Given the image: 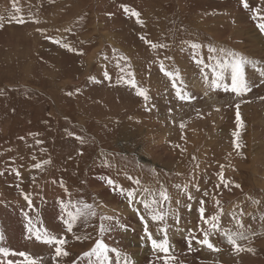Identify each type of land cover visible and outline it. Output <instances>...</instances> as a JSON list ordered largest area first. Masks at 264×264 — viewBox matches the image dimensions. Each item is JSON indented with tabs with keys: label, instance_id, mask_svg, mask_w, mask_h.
<instances>
[{
	"label": "rangeland",
	"instance_id": "rangeland-1",
	"mask_svg": "<svg viewBox=\"0 0 264 264\" xmlns=\"http://www.w3.org/2000/svg\"><path fill=\"white\" fill-rule=\"evenodd\" d=\"M246 3L0 0V264H18L21 251L42 264H99L83 255L97 239L119 252L107 264H163L145 227L163 239L166 226L172 264H264V0ZM230 52L248 61L241 96L223 89ZM161 189L170 199L158 209ZM81 202L96 215L69 231ZM201 207L219 216L217 251L197 243L209 229ZM241 232L236 251L226 233ZM45 233L69 255L53 260L55 245L36 238Z\"/></svg>",
	"mask_w": 264,
	"mask_h": 264
},
{
	"label": "snow or ice",
	"instance_id": "snow-or-ice-1",
	"mask_svg": "<svg viewBox=\"0 0 264 264\" xmlns=\"http://www.w3.org/2000/svg\"><path fill=\"white\" fill-rule=\"evenodd\" d=\"M241 2L244 4L245 7H247L246 0H241ZM125 11L129 12L130 15L137 17V22H140L138 12L129 9L127 6H125ZM261 19L264 20V17H261ZM17 22L23 23L24 21L22 19H18ZM258 28L260 29L261 32H264V22L259 23ZM53 42L59 43V41H53ZM148 43H151V41H148ZM61 46L62 47H69L67 45H61ZM151 46L153 48H155L158 45L151 43ZM159 46L163 47L164 45H159ZM191 47L196 48L198 46L196 44H192ZM69 50H71V49H69ZM210 51H215V49H210ZM221 51H223V50H221ZM228 55L232 57V60L231 61H227V60L224 61L221 66L224 68H228L230 70V81H231V83H230V85L224 84L223 89L226 92L234 93L236 96H241L244 92H246L248 90V85H247V82L245 79V69H244V65L247 64L248 61L246 58L239 56L236 53L230 52V53H228ZM122 59H123V57H122ZM197 63H202V61H197ZM161 71L164 72V75L167 76L170 80L175 81V80H178L180 78L178 72H176L175 74L172 72H168L163 68V66L161 67ZM129 76L131 77L132 73H129ZM105 78H108L107 73H105ZM219 78L220 77H217V79H219ZM127 83H129L134 88L137 87L135 79H130L127 81ZM212 86L214 88H216V87H220L221 85L218 84L216 82V80H213ZM172 88L176 89V94L180 99H182V100L190 99V97L187 94L182 93V90L177 87L175 82L172 83ZM137 95L142 96L145 99L148 98L145 91H143V90L138 89ZM238 107H239V105H237V108ZM236 119H237V124L238 125L241 124L239 112H237ZM181 127H183V125H181ZM236 135H238V133ZM37 143H41V141H37ZM237 147H239V145H237ZM45 163H48V161H45ZM34 167L40 168L41 165L36 164V165H34ZM220 178H221V182L223 183L224 182V176H223L222 172L220 174ZM129 179H131V178H129ZM135 182L139 183V181H135ZM108 183L110 185H112L114 182H113V180L109 179ZM177 187H179V185H177ZM236 187H240V186L236 185ZM145 191H148V190L145 189ZM133 195H134V193L131 191H129L127 193V196L129 198V204L132 203L131 198L133 197ZM152 195L155 196V194H152ZM159 197H160L159 202H157L155 199H153L151 201V203L157 204V208L162 209L164 202L168 201L170 199V196L168 195L166 190L161 189L159 192ZM26 199H27V197H26ZM189 199H191V197H189ZM141 203H143L145 209L150 210L151 219L153 221H160V222L166 221V217L168 216L167 212L159 211L156 209H150L148 201H141ZM81 204H83V202H81ZM28 205H29V207H31V201L28 202ZM73 207L76 209L75 213H73L71 211L67 212L69 219L66 221V223H67V228L69 231L72 230V226L77 221L78 218L96 215V212H95V210L91 204H83V207H79V206L74 204ZM199 212H200V220L203 222V224L209 225V229L205 230L203 232V238L197 240V243L204 245L213 251H217L218 249L215 247V244L210 241L209 235H210V232L219 231V216L218 215H212L210 217H207L205 215L204 207H201L199 209ZM173 215L175 216V213H173ZM101 219L103 220V219H105V217H101ZM109 219H110V217H109ZM141 219H144V218L141 217ZM29 225H31V220H29ZM241 227H242V225H241ZM31 230L32 229L30 227L29 231H31ZM106 230L107 229H105L104 226L101 225L100 232L103 233ZM159 231L161 233H163V239L153 238V235L148 232L147 227H145V236H146L147 240L151 242L152 249L157 251L158 253L163 254L162 256H160V259L163 260V264H172V261L175 259V257L170 254V247H169L170 238L168 235V228L166 226L164 228H161ZM226 236H227L228 243L232 245L234 250H236V251L243 250V249H241L240 245L237 244V238L246 239V237L244 236V234L242 232L241 233H226ZM36 238L38 240H42V242L46 245H50V246L55 245L54 256L52 257L53 260H56V258H58V257H62V256L66 257L69 255V253L66 250H64V248H63V245L66 243V241L64 240L63 237L58 238L57 236H49L47 233H45V235L43 237L37 235ZM109 252H114V253H116L117 256H119V252L116 249L109 248V246L103 240L97 239L94 247L91 248L90 251L85 252L83 255L88 256V257L95 256L96 259L99 261V264H107V261L109 259V257H108ZM0 253H3L5 255L8 254L6 249H0ZM14 255H18L19 257L22 258V260H20L18 262V264H42V261H43V257L40 256L39 254H35V253H28L25 251H21V252L15 253ZM10 264H17V262H10ZM89 264H91V261L89 262Z\"/></svg>",
	"mask_w": 264,
	"mask_h": 264
},
{
	"label": "bare ground",
	"instance_id": "bare-ground-1",
	"mask_svg": "<svg viewBox=\"0 0 264 264\" xmlns=\"http://www.w3.org/2000/svg\"><path fill=\"white\" fill-rule=\"evenodd\" d=\"M248 30H249V29H248ZM260 41H261V40H260ZM262 44H263V43H262ZM260 49H261V48H260ZM98 191H99V190H98ZM126 211H127V210H126ZM136 253H137V252H136ZM139 254H140V253H139ZM139 254H138V255H139ZM136 256H137V255H136Z\"/></svg>",
	"mask_w": 264,
	"mask_h": 264
}]
</instances>
